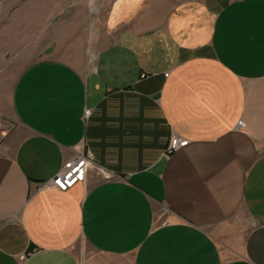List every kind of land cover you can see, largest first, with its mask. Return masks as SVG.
Masks as SVG:
<instances>
[{"label": "crops", "instance_id": "0c3cea01", "mask_svg": "<svg viewBox=\"0 0 264 264\" xmlns=\"http://www.w3.org/2000/svg\"><path fill=\"white\" fill-rule=\"evenodd\" d=\"M8 103L0 264H264V0H112ZM77 149L113 176L41 188Z\"/></svg>", "mask_w": 264, "mask_h": 264}, {"label": "rangeland", "instance_id": "374dc122", "mask_svg": "<svg viewBox=\"0 0 264 264\" xmlns=\"http://www.w3.org/2000/svg\"><path fill=\"white\" fill-rule=\"evenodd\" d=\"M162 1L175 5L185 0ZM111 4L112 0H0V107L4 108L0 140L3 126L7 131L16 126L8 102L20 74L44 59L82 61L91 31Z\"/></svg>", "mask_w": 264, "mask_h": 264}, {"label": "built area", "instance_id": "2783aa9c", "mask_svg": "<svg viewBox=\"0 0 264 264\" xmlns=\"http://www.w3.org/2000/svg\"><path fill=\"white\" fill-rule=\"evenodd\" d=\"M167 77V74L165 75ZM188 144L187 140L177 137L171 138L165 150V156H171L180 148ZM96 170L101 172L104 179H110L113 175L104 173L94 160L81 149H77L72 158L63 166L62 170L58 172L48 183H45L41 188H50L58 192H68L77 184H84L90 172Z\"/></svg>", "mask_w": 264, "mask_h": 264}]
</instances>
